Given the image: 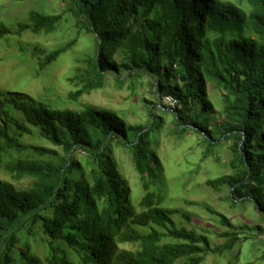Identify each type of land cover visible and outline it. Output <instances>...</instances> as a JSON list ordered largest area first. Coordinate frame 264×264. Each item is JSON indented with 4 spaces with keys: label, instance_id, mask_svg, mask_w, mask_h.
<instances>
[{
    "label": "trees",
    "instance_id": "1",
    "mask_svg": "<svg viewBox=\"0 0 264 264\" xmlns=\"http://www.w3.org/2000/svg\"><path fill=\"white\" fill-rule=\"evenodd\" d=\"M63 2L57 15L30 11L29 21L15 31L0 21V40L53 33L71 22L76 34L66 44L49 53L35 45L41 71L69 51L81 31L92 35L93 53L69 78L80 86L70 98L77 102L103 88L109 74L122 84L119 72L128 71L131 87L147 76L158 97L149 101L152 110L172 113L174 132L202 134L210 151L221 139L228 142L234 171L207 185L217 192L228 187L232 206L252 204L264 219V0H246L245 6L231 0ZM209 84L221 90L219 111ZM165 96L178 105H166ZM150 118L146 126L129 125L116 111L90 104L57 109L18 91L0 98V169L15 181L31 179L19 189L0 177V264H202L207 255L226 252L228 264H237L241 251H232L241 234L261 226L234 225L209 208L227 228L219 233L227 240L216 246L195 228L177 227L175 211L162 205V119L152 111ZM35 131L63 153L26 142ZM116 147L132 155L143 191L139 210L131 203ZM77 151H84L81 159ZM127 243L138 251L120 247Z\"/></svg>",
    "mask_w": 264,
    "mask_h": 264
},
{
    "label": "rangeland",
    "instance_id": "2",
    "mask_svg": "<svg viewBox=\"0 0 264 264\" xmlns=\"http://www.w3.org/2000/svg\"><path fill=\"white\" fill-rule=\"evenodd\" d=\"M231 1L242 2L243 6L247 4L246 0ZM63 9V0H0V21L15 31L18 23L29 21L30 11L57 15L63 12ZM75 34L76 29L71 22L64 21L53 33L25 32L22 36L8 35L2 38L0 98H4L10 92L18 91L25 92L34 100L57 109L81 110L84 105L90 104L96 108L116 111L129 125H148L152 111L153 115L162 119L157 146L164 164V177L159 181L162 187V205L175 211L171 217L176 226L197 229L210 237L213 246L221 245L227 240L219 236V233L227 228L210 209L225 214L234 225L261 226L262 230L255 228L241 234L242 241L233 249L232 254L240 249L237 264L247 262L264 264V219L261 218V212L252 204L232 206L226 199L228 187L222 192H217L207 185L209 179L230 175L234 171L231 166L233 154L227 141L221 139V142L215 143L210 151L209 140L205 141L202 134L191 130L182 134L174 132V115L159 108L152 110L153 106L149 101L156 102L158 97L152 92L147 76L135 79L134 86L131 87L128 71L119 72V78L124 81L122 84L109 74L103 88L84 94L77 102L72 100L70 93L77 91L80 86L70 82L69 78L75 75L77 68L85 66L82 60L94 51L92 35L84 31H81L77 43L69 51L47 68L38 70L39 59L33 55L35 45H42L45 52L49 53L58 46L66 44L75 37ZM41 55L39 53V56ZM116 59L121 62L119 55ZM208 91L215 109L219 111L223 105L221 90L209 84ZM158 105L162 106L159 103ZM8 109L12 107L8 106ZM213 125L210 124L212 129ZM35 134V137L26 136L24 140L63 153L60 147L44 137L40 138L38 132L35 131ZM83 154L84 151H77V159H81ZM115 154L119 169L128 180L131 189V203L139 210L143 191L140 177L132 163V155L123 147H116ZM0 177L12 182L19 189H24L31 183L29 178L15 181L3 169H0ZM184 212L188 213L190 218L184 217ZM139 229L145 231L148 227H139ZM120 247L133 252L139 249L138 245L132 243L122 244ZM230 257L231 254L227 252L222 255L209 254L202 264H228ZM182 263L180 260L176 262V264Z\"/></svg>",
    "mask_w": 264,
    "mask_h": 264
},
{
    "label": "built area",
    "instance_id": "3",
    "mask_svg": "<svg viewBox=\"0 0 264 264\" xmlns=\"http://www.w3.org/2000/svg\"><path fill=\"white\" fill-rule=\"evenodd\" d=\"M164 103L168 106L175 107L176 105H178L179 101L173 96H165Z\"/></svg>",
    "mask_w": 264,
    "mask_h": 264
}]
</instances>
